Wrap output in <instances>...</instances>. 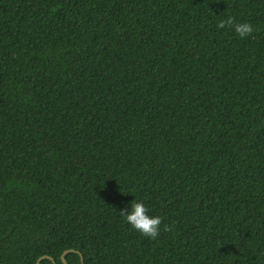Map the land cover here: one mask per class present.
I'll list each match as a JSON object with an SVG mask.
<instances>
[{
    "label": "trees",
    "instance_id": "trees-1",
    "mask_svg": "<svg viewBox=\"0 0 264 264\" xmlns=\"http://www.w3.org/2000/svg\"><path fill=\"white\" fill-rule=\"evenodd\" d=\"M40 257L264 264V0H0V264Z\"/></svg>",
    "mask_w": 264,
    "mask_h": 264
},
{
    "label": "clouds",
    "instance_id": "clouds-1",
    "mask_svg": "<svg viewBox=\"0 0 264 264\" xmlns=\"http://www.w3.org/2000/svg\"><path fill=\"white\" fill-rule=\"evenodd\" d=\"M230 26L234 32L240 37L245 38L254 31V26L249 22H235L234 18L228 16L226 19L219 20L217 27L224 28ZM121 215L124 221L131 228L138 231L142 235L151 239H156L160 235L162 217L150 214L148 205L139 199H132L127 205L121 208ZM167 230V226H165Z\"/></svg>",
    "mask_w": 264,
    "mask_h": 264
},
{
    "label": "water",
    "instance_id": "water-1",
    "mask_svg": "<svg viewBox=\"0 0 264 264\" xmlns=\"http://www.w3.org/2000/svg\"><path fill=\"white\" fill-rule=\"evenodd\" d=\"M72 250H73V249L66 250V252H68V251H72ZM66 252H64V254L62 255V259H63V261H64L65 263H67V262H66V259H65V253H66ZM43 257H48V258L54 260L51 256H43ZM43 257H40V258L38 259L37 264H41V260H42ZM54 264H57V263L54 261ZM81 264H84V262H82Z\"/></svg>",
    "mask_w": 264,
    "mask_h": 264
}]
</instances>
